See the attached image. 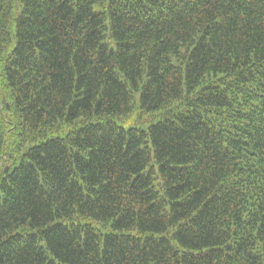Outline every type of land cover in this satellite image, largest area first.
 Here are the masks:
<instances>
[{
    "label": "trees",
    "instance_id": "16d2710c",
    "mask_svg": "<svg viewBox=\"0 0 264 264\" xmlns=\"http://www.w3.org/2000/svg\"><path fill=\"white\" fill-rule=\"evenodd\" d=\"M0 264H264V0H0Z\"/></svg>",
    "mask_w": 264,
    "mask_h": 264
}]
</instances>
